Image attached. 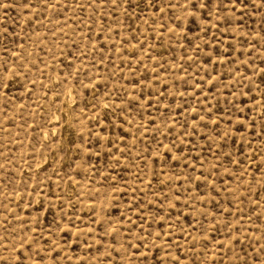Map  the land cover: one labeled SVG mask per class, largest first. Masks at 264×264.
<instances>
[{
  "label": "rangeland",
  "instance_id": "1",
  "mask_svg": "<svg viewBox=\"0 0 264 264\" xmlns=\"http://www.w3.org/2000/svg\"><path fill=\"white\" fill-rule=\"evenodd\" d=\"M0 264H264V0H0Z\"/></svg>",
  "mask_w": 264,
  "mask_h": 264
}]
</instances>
